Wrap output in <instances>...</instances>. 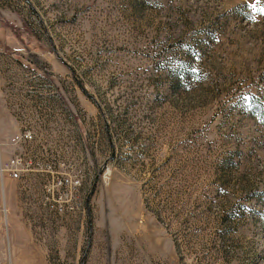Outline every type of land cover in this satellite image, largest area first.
Returning a JSON list of instances; mask_svg holds the SVG:
<instances>
[{
  "label": "rangeland",
  "instance_id": "obj_1",
  "mask_svg": "<svg viewBox=\"0 0 264 264\" xmlns=\"http://www.w3.org/2000/svg\"><path fill=\"white\" fill-rule=\"evenodd\" d=\"M259 9L0 0V264H264Z\"/></svg>",
  "mask_w": 264,
  "mask_h": 264
},
{
  "label": "built area",
  "instance_id": "obj_2",
  "mask_svg": "<svg viewBox=\"0 0 264 264\" xmlns=\"http://www.w3.org/2000/svg\"><path fill=\"white\" fill-rule=\"evenodd\" d=\"M21 140L23 142H32L34 140V134L31 131H26L22 134ZM32 165V162H27L25 157L16 155L7 163L0 166V176L2 179L9 177L10 179L18 180L22 177L23 172H29L30 170L33 171V169L29 170ZM55 175H57V179L55 181L57 189H65L69 195L68 201L72 200L73 195L76 194L82 186V177L80 175L71 176L65 173H55ZM60 198L63 199L62 196ZM61 204L62 203L57 202V205L55 206V208L59 211L63 210Z\"/></svg>",
  "mask_w": 264,
  "mask_h": 264
},
{
  "label": "crops",
  "instance_id": "obj_3",
  "mask_svg": "<svg viewBox=\"0 0 264 264\" xmlns=\"http://www.w3.org/2000/svg\"><path fill=\"white\" fill-rule=\"evenodd\" d=\"M30 253H32V252H29V253H25L24 254V260H23V262L25 263V264H33V260L31 259V260H29L28 258H27V255H30ZM34 254H35V257L37 258V254H36V252L34 251ZM39 260V259H38ZM40 261V260H39ZM41 262V261H40ZM41 264H43V262H41Z\"/></svg>",
  "mask_w": 264,
  "mask_h": 264
},
{
  "label": "water",
  "instance_id": "obj_4",
  "mask_svg": "<svg viewBox=\"0 0 264 264\" xmlns=\"http://www.w3.org/2000/svg\"><path fill=\"white\" fill-rule=\"evenodd\" d=\"M106 165H107V162H106V164H104V166H106ZM102 171H103V170L100 171L99 175H101ZM99 175L97 176L94 185H96V182H97V180H98ZM94 188H95V186H93V189H92V191L90 192V194H89V196H88V198H87V206H89L90 196L92 195V193H93V191H94Z\"/></svg>",
  "mask_w": 264,
  "mask_h": 264
},
{
  "label": "snow or ice",
  "instance_id": "obj_5",
  "mask_svg": "<svg viewBox=\"0 0 264 264\" xmlns=\"http://www.w3.org/2000/svg\"><path fill=\"white\" fill-rule=\"evenodd\" d=\"M260 11H264V9H259Z\"/></svg>",
  "mask_w": 264,
  "mask_h": 264
},
{
  "label": "trees",
  "instance_id": "obj_6",
  "mask_svg": "<svg viewBox=\"0 0 264 264\" xmlns=\"http://www.w3.org/2000/svg\"><path fill=\"white\" fill-rule=\"evenodd\" d=\"M20 61V60H19Z\"/></svg>",
  "mask_w": 264,
  "mask_h": 264
}]
</instances>
